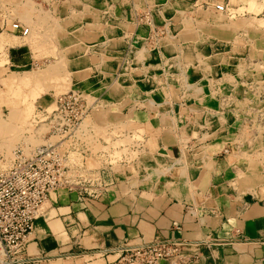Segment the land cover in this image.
<instances>
[{
	"label": "rangeland",
	"instance_id": "1",
	"mask_svg": "<svg viewBox=\"0 0 264 264\" xmlns=\"http://www.w3.org/2000/svg\"><path fill=\"white\" fill-rule=\"evenodd\" d=\"M0 1V33L23 40L25 36L15 33L11 24L18 19L26 23L31 32L26 36L29 43L23 46L35 58L34 65L11 71L4 68L9 49L0 50L2 151L10 153L19 143L35 139L27 130L35 114H42L60 95L84 91L92 101L98 99L94 105H99L90 116L94 120L86 119L93 136H87L90 131L83 124L89 147L76 145L89 151L85 156L79 149L75 157L82 166L78 171L101 183V196L113 191L149 197L161 177L178 166L183 169L180 187L186 190L191 179L189 168L185 169L189 163L196 162L197 170L213 168V160L224 162V157L234 177L231 187L237 189L240 181L247 187L244 193L264 194V0H226V13L214 5L221 0H213L208 6L220 13L214 25L181 10L174 21L161 27L162 37L146 45L148 50L141 45L146 37L136 36L134 50L138 48L145 62L128 65L120 76L115 75L116 63L105 61L108 71L104 72L80 57L101 36L96 24L83 28L86 31L77 30L85 20H99L95 7L78 13L79 7H49L46 3L52 0ZM32 4L39 14L25 11ZM148 8L154 16V8ZM105 13L103 18L109 21L112 15ZM130 15L137 26H147L138 24L133 11ZM164 57L170 72L158 69ZM28 70L39 78L28 84L9 83L13 71L25 76L22 72ZM133 82L143 88L134 89ZM154 117H161L160 127L154 126ZM164 131L181 137L178 156L162 144ZM167 187L179 192L173 182Z\"/></svg>",
	"mask_w": 264,
	"mask_h": 264
},
{
	"label": "crops",
	"instance_id": "2",
	"mask_svg": "<svg viewBox=\"0 0 264 264\" xmlns=\"http://www.w3.org/2000/svg\"><path fill=\"white\" fill-rule=\"evenodd\" d=\"M212 1L63 0L53 7H79L78 13L86 7H95L99 20L96 23L85 20L77 30L86 31L83 28L89 29L96 24V32L101 36L97 43L84 48L80 57H86V64L104 72L108 71L104 68L105 61L116 63L115 75L120 76L128 65L145 62L138 48L134 50L133 43L136 36L148 37L151 32L148 25L139 27L132 20L133 3L141 6L138 10L152 6L156 27L163 28L170 20L174 21L181 10L196 14L204 24H217L220 13L207 5ZM109 4L114 7L111 19L106 21L103 12L109 9ZM80 38L81 33L79 41ZM141 45L150 47L145 40H141ZM165 57L158 69L170 72ZM7 59L4 68L11 71L35 63L32 51L23 45L10 47ZM136 83L130 86L142 87ZM160 119H152L154 126H161ZM161 138L162 144L172 148L178 156L181 137L164 131ZM213 162V168L202 166L197 170L194 161L186 166L191 175L186 190L180 187L183 169L178 166L153 186L152 197L135 198L109 191L106 196L92 198L82 196L80 190L53 191L26 244L25 257L37 260L28 264H115L118 255L111 251L113 248L125 244L139 246L154 239L172 237L205 241L198 247L184 248L185 252L202 255L189 264H264V194L244 193L247 187L240 181L234 189L231 187L234 177L226 157L224 162L218 158ZM171 182L179 192L167 187ZM159 264L173 263L162 260Z\"/></svg>",
	"mask_w": 264,
	"mask_h": 264
},
{
	"label": "built area",
	"instance_id": "3",
	"mask_svg": "<svg viewBox=\"0 0 264 264\" xmlns=\"http://www.w3.org/2000/svg\"><path fill=\"white\" fill-rule=\"evenodd\" d=\"M59 1L63 0H52L46 4L53 7ZM214 5L217 11L225 13L229 3L222 0ZM107 7L109 9L105 16L109 17L114 4ZM136 7L141 6L133 3L131 11L135 13L134 18L138 24L154 26L145 39L146 43H155L162 37L160 34L164 29L154 25V16L148 7L142 10ZM11 29L21 35H27L30 31L21 21L14 22ZM98 101H92L84 91L64 93L50 104L55 105L51 110L48 106L42 110V114H35L36 126H41L43 117V122L48 124L49 128L42 134L46 143L34 146L25 140L10 153L0 149V264H28L37 261L34 258L27 259L24 252L36 221L42 215L44 205L53 191L80 190L82 196L92 198L102 195L103 186L100 182L90 177L87 179L85 174L72 166L71 153V150L80 149L85 155L89 151L86 147L77 148L76 145L88 146L86 138L93 136L94 131L89 124L94 117L90 116L94 107L99 105H94ZM83 123L91 134L84 137L86 141L82 140L83 135L80 133ZM94 139L99 140L96 136ZM103 168L96 167L93 171ZM203 243V239L159 238L139 246L121 245L111 251L118 255L115 264H159L162 260H169L173 264H189L202 255L199 252H185L184 248L192 249Z\"/></svg>",
	"mask_w": 264,
	"mask_h": 264
},
{
	"label": "bare ground",
	"instance_id": "4",
	"mask_svg": "<svg viewBox=\"0 0 264 264\" xmlns=\"http://www.w3.org/2000/svg\"><path fill=\"white\" fill-rule=\"evenodd\" d=\"M48 1V0H47ZM7 2V1H6ZM0 3H1V1H0ZM2 4V3H1ZM3 7V6H2ZM217 9V8H216ZM25 11H27L28 13H31V14H35L36 12V14H39L38 13V9H36V7H35V5L34 4H32L31 6H29V7H27V9L25 10ZM228 11V10H227ZM226 11V12H227ZM26 12V13H27ZM225 12V13H226ZM27 16H29V15H27ZM37 16V15H36ZM30 17V16H29ZM17 21H21V20H16V21H14V22H17ZM13 22V23H14ZM22 22V21H21ZM12 23V24H13ZM25 26H27V27H29V29H30V31H29V33L27 34V35H21V34H19V35H21V36H25V38L23 39V40H20L19 38L18 39H14L13 37H9V36H7L6 34H4V33H0V50H5V49H9L10 47H12V46H22V45H24V44H26V43H29V41H28V39L26 38V36L28 37V35L30 34V32H31V28H30V26H28L26 23H24V22H22ZM11 24V25H12ZM191 29V28H190ZM187 30H189L188 28H187ZM15 32V31H14ZM186 32V31H185ZM189 32V31H188ZM16 33V32H15ZM18 34V33H17ZM81 64V63H80ZM213 64V63H212ZM83 65V64H82ZM81 65V66H82ZM80 65H79V67H81ZM78 67V66H77ZM17 73H18V71H13L12 72V75H11V77L9 78V83H11V85H18V84H28L29 82L31 83V81H34V80H37V78H39L38 77V75L37 76H35V75H32V74H30V71L28 70V71H23L22 73L25 75V76H17ZM33 73V72H32ZM86 74V73H85ZM14 75V76H13ZM39 76H42V75H39ZM84 76V75H83ZM42 91V90H41ZM37 94V93H36ZM39 94V93H38ZM37 94V95H38ZM37 95H34V96H37ZM40 96V95H39ZM34 98V97H33ZM35 99V98H34ZM34 101V100H33ZM55 105L53 104V105H49V110H51L53 107H54ZM34 119H35V117H34ZM33 119V121H32V123L30 124V126H29V128L27 129L28 130V132H32L34 135H35V139H33V140H27V141H29L30 143H33V145L35 146V145H41V144H44V143H46L47 142V140H45L44 138H43V133L49 128L47 125L48 124H45V122H43V121H45V118L43 117V119L40 121L42 124H41V126L39 127V126H36V124L34 123L36 120H34ZM86 121V120H85ZM2 124V123H1ZM84 124V123H83ZM5 126V125H4ZM4 126L0 129V130H2L3 128H4ZM85 127H86V125H85ZM82 128H83V125H82ZM8 129V128H7ZM97 129V128H96ZM12 131V130H11ZM88 131V130H87ZM86 131V132H87ZM8 133V132H7ZM80 133H81V135H83V133H82V129H80ZM90 135V134H89ZM84 137V136H83ZM83 137H82V140H83ZM87 139V138H86ZM3 143V142H2ZM79 149H77V150H71V153H72V155H73V161H72V166H74L76 169H80L82 166H81V164H78L77 165V161H76V157H75V155H76V151H78ZM96 155V154H95ZM252 171V170H251ZM252 175V174H251ZM252 177V176H251ZM245 184H246V181H245Z\"/></svg>",
	"mask_w": 264,
	"mask_h": 264
}]
</instances>
